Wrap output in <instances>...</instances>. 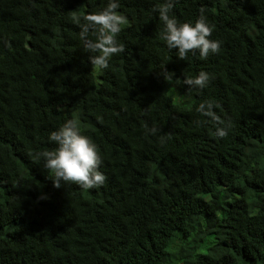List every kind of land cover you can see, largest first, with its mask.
I'll use <instances>...</instances> for the list:
<instances>
[{
    "label": "trees",
    "instance_id": "trees-1",
    "mask_svg": "<svg viewBox=\"0 0 264 264\" xmlns=\"http://www.w3.org/2000/svg\"><path fill=\"white\" fill-rule=\"evenodd\" d=\"M163 2L120 0L125 51L97 71L79 23L107 0H0V264H264V0H174L221 42L185 60L160 39ZM201 71L205 89L183 83ZM69 119L100 188H57L37 159Z\"/></svg>",
    "mask_w": 264,
    "mask_h": 264
},
{
    "label": "clouds",
    "instance_id": "clouds-1",
    "mask_svg": "<svg viewBox=\"0 0 264 264\" xmlns=\"http://www.w3.org/2000/svg\"><path fill=\"white\" fill-rule=\"evenodd\" d=\"M174 0H164L157 4L153 11L163 25L160 33L168 50H176L180 60H185L190 54L207 59L210 54H218L221 42L210 39L212 27L207 17L201 15L194 23H181L171 13ZM120 0H107L100 11L88 14L79 23L78 38L82 48L89 53V61L97 71L109 67V61L125 51L124 45L118 41L122 27L127 24V18L118 11ZM163 69V68H162ZM166 82H173V74L164 72ZM211 80L210 74L199 72L194 78H187L183 83L190 89L203 90ZM179 83L180 81H175ZM211 100L202 101L195 109L202 117L217 120L213 109L216 107ZM198 124L203 121L198 120ZM230 124L216 127L214 135L224 138L228 135ZM157 129H148L150 135H156ZM49 142L56 145L54 150L37 154L42 159L43 168L53 174V184L60 188L62 184H75L83 190L97 189L104 185L106 176L100 171L102 159L97 145L87 135L80 131L76 119H69L56 131L50 133ZM164 138L161 137L163 142Z\"/></svg>",
    "mask_w": 264,
    "mask_h": 264
}]
</instances>
